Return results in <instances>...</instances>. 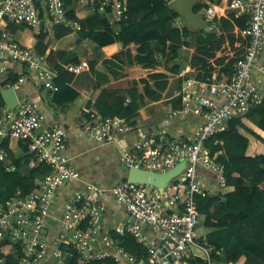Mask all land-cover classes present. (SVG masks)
Here are the masks:
<instances>
[{"label": "built area", "instance_id": "2783aa9c", "mask_svg": "<svg viewBox=\"0 0 264 264\" xmlns=\"http://www.w3.org/2000/svg\"><path fill=\"white\" fill-rule=\"evenodd\" d=\"M80 3L106 14L111 24L118 26L127 13L128 0H81ZM231 9L237 17L248 16L249 23L242 32L245 46L236 59L230 82L198 81L187 76L185 69L181 72V76L188 77L181 93L182 105L170 117L192 110L201 119L193 136L190 139L147 137L121 154V162L128 170L165 173L186 162L182 173L164 190L128 181L112 190L119 204L135 220L124 232L144 247L148 264H183L191 248L208 253L196 240L200 214L195 197L224 192L227 177L224 166L212 157L206 143L222 132L230 119L244 116L264 102V0H233ZM217 17L215 9L206 14L211 30L217 28L214 23ZM76 23L67 18L64 0H0V51L9 60L26 65L40 85L54 92L55 72L46 66L42 56L21 46L4 28L7 24H23L39 35L45 29ZM81 68L75 66L72 71L80 72ZM23 82L22 77L12 88L18 90ZM90 116L96 123L87 126L86 134L102 144L111 143L117 136L134 129L120 118H104L94 113ZM45 121V115L27 99L19 101L13 110L3 108L0 112V140L26 142L36 161L49 167L36 193L25 197L16 194L0 206V241H9L7 254L16 256L18 264H64L65 246L84 260L111 258L116 264H146L111 236L100 235L104 190L95 184H85L65 204L60 219V226L68 235L64 243L51 247L45 242V224L55 194L67 182L78 179L66 155L65 129L59 124H50L43 130ZM0 160H8V152L3 147H0ZM207 174L215 179L217 191L205 183ZM87 221L89 228L83 229ZM145 227L156 237H150ZM99 237L102 244L96 246ZM3 252L0 250V264H6Z\"/></svg>", "mask_w": 264, "mask_h": 264}, {"label": "crops", "instance_id": "0c3cea01", "mask_svg": "<svg viewBox=\"0 0 264 264\" xmlns=\"http://www.w3.org/2000/svg\"><path fill=\"white\" fill-rule=\"evenodd\" d=\"M64 1L68 4L67 11L75 10L79 19H86L93 14L94 10L85 7L80 3L81 1ZM232 1L195 0L196 6L198 4L205 6L204 11L200 13L203 18H206L207 12L212 9L218 12V17L214 19V23L217 26L216 30L209 28V31L204 33H196L190 30L192 38L184 41L191 45H182L178 50V58L170 62H167L166 57L170 50L167 49L166 51L160 42L154 41L152 43L153 47L157 50H163V52L158 51L159 53L155 54L154 59L156 62L153 68L136 62L139 46L135 43L130 44L126 48L120 43H116L101 49L91 39L81 38L78 33L80 24L77 21H75L77 22L76 25H59L52 30L45 29L43 32H47V37L40 46L38 45V36L40 34L35 35L25 25L7 24L5 26L4 29L21 46L33 49L42 56L46 66L53 70L56 76H58L55 69L56 66H62L70 71V76L65 81L72 90L80 93L79 97L73 102L59 103L55 99L56 92H52L40 85L26 65L9 60L0 51V81L2 86L3 82L7 85L6 88L3 87L1 92L15 86L9 83L12 80H17L15 83L17 84L20 78H24V82L20 84V88L17 91L19 101L25 99L32 101L37 110L45 115L46 121L42 127L43 130L50 124H59L65 129L67 135L66 155L70 165L78 173L77 180L67 182L54 196L43 235L45 242L51 247L54 244H63L64 239L68 237L60 226V219L65 204L85 184H95L104 190L102 197L104 211L100 224V235H109L117 243L124 240V228L128 224L134 223L135 220L112 194L113 188L122 183L129 174V170L121 162V154L123 151L132 148L138 141L147 137L164 136L175 139H190L193 136L195 126L201 122V119L193 114L192 110L174 118L170 117L174 111L179 109L178 106L182 105L181 93L188 79V77L184 78L181 76V73L174 72L173 69L179 66L180 70L185 69L188 75L192 77L194 72L203 68V62L207 60L208 64L213 68L211 80L215 84L230 82L235 74L236 59L243 52L245 46L243 30L238 26H235L234 30L229 33L222 32L220 29L221 19H226L233 23L229 17V12L232 10ZM246 17L249 23V17ZM70 21L74 22V20ZM181 21L183 20L179 17L174 22V26L183 28L186 24L183 22V25H179ZM61 27L72 31L65 37L56 39V32ZM211 32L217 34V39L214 40L213 45L220 47L211 52L215 54L214 58L207 59L203 55L204 52L199 50L202 45L197 43V36ZM223 37L225 38L224 41L220 42L219 38ZM166 46L169 47L170 43L167 42ZM206 47H211V45ZM59 51L70 52L71 54L63 59L55 55ZM128 51L130 57L127 55ZM129 59L134 62L130 64ZM74 60H77L78 63L75 64ZM107 60L110 61L109 67L114 73L113 75L110 73L108 66L105 65ZM232 61L234 62L230 65ZM75 66H82L80 72L72 71ZM153 74H164L167 76L166 81L164 80L167 82V87L164 91L160 89V85L164 82L163 80L149 78ZM141 80H146V83L141 82ZM97 88L111 90L115 93V99L119 97L128 98L127 102H129V90L131 89H136L137 94L143 97V103H141L140 109L134 117L128 119L116 117L132 124L134 129L117 136L111 143L102 144L96 142L86 134L87 126L94 123L90 115L96 110L91 104L99 96ZM147 90H150V92ZM67 96V92H62L60 98L64 101ZM96 115L101 116L99 113ZM18 142L26 145L22 141ZM10 143V147L15 154L18 157L23 156L22 150L16 144L17 141L13 140ZM29 154H31L30 151L27 155ZM36 162L35 159L30 165L24 166L22 173L30 175L36 166ZM36 177L40 180L43 176L37 174ZM204 181L217 191L215 179L211 175L207 174ZM218 194L219 192H215L214 195ZM144 230L150 237H156L149 228L145 227ZM95 244L96 246L102 244L100 237ZM219 254L221 257L224 255L223 252H219ZM244 262L245 259L242 258L239 264H244ZM213 264L224 263L214 262Z\"/></svg>", "mask_w": 264, "mask_h": 264}, {"label": "trees", "instance_id": "16d2710c", "mask_svg": "<svg viewBox=\"0 0 264 264\" xmlns=\"http://www.w3.org/2000/svg\"><path fill=\"white\" fill-rule=\"evenodd\" d=\"M65 6L68 10V4L65 3ZM85 7L92 9L90 6ZM204 9L205 6L198 4L195 12L200 14ZM229 17L234 24L229 20L221 19L222 32L229 33L234 30L235 26L241 30L247 28L248 18L246 16L236 17L235 11L231 10ZM67 18L80 24L78 33L81 38L91 39L101 49L116 43L126 48L135 43L139 46L136 62L150 68H153L156 62L155 54L159 53L158 51L163 52L153 47L154 41L160 42L166 51L170 50L166 54L167 62L178 58V50L182 45H191L184 41L192 38L190 29L186 25L183 28L174 26L179 16L168 8L165 0H128L127 13L118 26L111 24L106 14L97 9L86 19H79L76 11L70 10L67 11ZM71 31V29L61 27L57 30L55 37L61 39ZM46 37V31L38 36L39 46ZM216 39L217 34L212 32L197 36V43L202 45L199 50L204 52L203 55L207 59L214 58L215 54L211 52L220 47L213 45ZM224 39V37L219 38L220 42ZM167 42L170 43L169 47L166 46ZM207 45L211 47H206ZM70 54L64 51L55 53L63 59ZM129 54L128 51L127 55ZM129 60L130 64L134 62ZM73 62L78 63L77 60ZM109 64V60L105 61V65L113 75ZM55 69L58 73L55 78V99L59 103L75 101L80 93L72 90L65 81L70 76V71L62 66H56ZM173 71L181 73L182 70L176 66ZM212 72L213 68L205 60L203 68L194 72L192 78L205 82L211 80ZM149 78L164 81L167 76L153 74ZM165 81L160 85L162 91L167 87ZM16 82L17 80L14 79L9 83L15 85ZM141 82L146 83V80H141ZM3 87H7L4 82ZM98 90L99 96L91 106L96 109L94 114L99 113L104 118L134 117L143 103V97L137 94L136 89L129 90V102H127L128 98L115 99V93L111 90L97 88ZM147 91L150 92V90ZM62 92L68 93L64 101L60 98ZM178 107L180 108L181 104ZM3 108L5 104L0 93V112ZM92 122L95 123L96 120L92 119ZM12 141V139L0 140V147L8 152V160H0V206L5 205L8 199L16 194L25 197L36 193L41 185L36 177L37 174L44 176L49 171L46 164L36 162L31 174L24 175L22 169L30 165L35 160V156L27 155L29 148L26 142H24L26 145H23L17 141L16 144L23 152V156L18 157L10 147ZM206 146L210 149L212 157L224 166L227 188L215 196L196 195L200 214L196 240L208 250V253L199 248H191L190 256L185 258L183 264H213L214 262L239 264L242 258L245 259L244 264H264V102L248 114L230 119L225 129L214 135ZM88 228L87 221L83 224V229ZM8 244V240L0 241V250H4L6 264H18L19 259L16 256L7 254L10 248ZM119 245L135 255L137 259H144L148 264L144 247L132 235L125 234L124 240L119 242ZM63 250L65 252L64 264H116L111 258L84 260L70 247L64 246ZM219 252H223L224 255L221 257Z\"/></svg>", "mask_w": 264, "mask_h": 264}, {"label": "water", "instance_id": "95a60500", "mask_svg": "<svg viewBox=\"0 0 264 264\" xmlns=\"http://www.w3.org/2000/svg\"><path fill=\"white\" fill-rule=\"evenodd\" d=\"M195 0H173L168 4V8L178 14L181 20L190 28L192 32L204 33L209 31V21L195 12ZM18 90L9 88L1 92L7 110H13L19 103ZM186 166V162H181L173 169L165 173L149 172L138 168H131L128 177L123 182L141 183L152 185L159 190H164L167 185L179 176ZM223 200L225 198L223 197Z\"/></svg>", "mask_w": 264, "mask_h": 264}]
</instances>
